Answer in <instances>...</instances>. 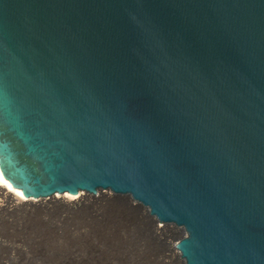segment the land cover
I'll return each instance as SVG.
<instances>
[{
	"label": "water",
	"instance_id": "95a60500",
	"mask_svg": "<svg viewBox=\"0 0 264 264\" xmlns=\"http://www.w3.org/2000/svg\"><path fill=\"white\" fill-rule=\"evenodd\" d=\"M0 171L132 200L182 264H264V0H0Z\"/></svg>",
	"mask_w": 264,
	"mask_h": 264
},
{
	"label": "rangeland",
	"instance_id": "374dc122",
	"mask_svg": "<svg viewBox=\"0 0 264 264\" xmlns=\"http://www.w3.org/2000/svg\"><path fill=\"white\" fill-rule=\"evenodd\" d=\"M80 192L78 205L47 197L17 209L0 194V264H182L174 248L179 229L108 190L103 199Z\"/></svg>",
	"mask_w": 264,
	"mask_h": 264
},
{
	"label": "bare ground",
	"instance_id": "6f19581e",
	"mask_svg": "<svg viewBox=\"0 0 264 264\" xmlns=\"http://www.w3.org/2000/svg\"><path fill=\"white\" fill-rule=\"evenodd\" d=\"M0 194H1L2 197H5L4 201L7 202L6 203L7 205L4 202L5 206L12 207L13 209H17L18 205L22 201L23 202L36 201L35 198L25 197L22 194L20 189L13 187L10 184V182L3 177V175L1 174V171H0ZM92 196L95 199H103V197H102L103 195L101 194V191H99L97 194H94ZM84 198H85V194H82L81 192L78 193V194H71V193H68V192H64V193H61V194L55 193L53 196H51L50 199L56 201L58 204L63 205V206H72V205H78L79 203L83 202ZM158 228H159V230H163L164 226L158 227ZM177 229H179V228H177ZM182 236H183V232H181V230H180V235L178 237H176V241L178 239H180V237H182ZM174 245H175V243H174ZM174 248H175V246H174ZM176 254H178L177 251H176Z\"/></svg>",
	"mask_w": 264,
	"mask_h": 264
}]
</instances>
